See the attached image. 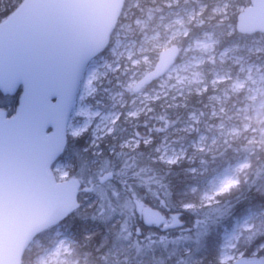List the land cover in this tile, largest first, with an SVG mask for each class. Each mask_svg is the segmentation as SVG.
<instances>
[{
    "label": "trees",
    "instance_id": "obj_1",
    "mask_svg": "<svg viewBox=\"0 0 264 264\" xmlns=\"http://www.w3.org/2000/svg\"><path fill=\"white\" fill-rule=\"evenodd\" d=\"M128 1L125 0L117 27L124 19L122 14L127 8ZM165 1L137 0V5L131 6L130 19L145 17L148 11L154 12L156 17L167 13L169 7L165 5ZM202 1L206 4L202 14L204 20L191 26L190 34L177 42L181 52L204 30L214 29L219 32L225 45L246 38L240 25L232 35H228V25L237 24V14L225 20L222 14L213 13L215 8L222 5L223 0ZM21 2L22 0H0V21L13 12ZM231 2V7L241 3L249 6L251 0L246 2L231 0ZM247 21L245 18L244 29L247 27ZM248 35L262 37L264 42L263 33L253 31ZM106 50L101 53L104 54ZM127 77L128 74L117 71L109 74L104 85L121 89ZM158 81H154L144 90L157 86ZM133 91L136 93L134 88ZM216 92L225 94L226 87L221 85L216 90L211 88L203 93L192 89L190 93L184 94L178 100L170 101L169 104H166L165 99L158 100L152 103V111L147 114L142 113L138 118H127L123 113L114 124L112 132L99 140L95 147L91 145L89 132L78 137L69 136L66 149L59 160L72 164L70 176L79 178L83 187L97 183L96 189L101 188L103 192L100 194L81 192L79 208L60 225L50 227L38 234L34 240L38 244H32L26 250L22 264H33L42 251L52 245L58 226H62L63 230L77 241L75 248L82 264H220L223 230L231 227L236 218L250 211L264 210V145L249 142L250 136L246 132L233 140L220 138L211 150L206 148L198 150L193 159L180 163L169 164L158 160L155 152L166 134L161 133V129L170 125L171 131L185 123H193L189 117L191 113L199 116L197 123L199 129L193 134L181 132L171 134L168 138L175 137L180 143H189L201 132L215 134L214 130L209 129V125L214 123L211 118L209 96ZM21 94L22 89L8 95L0 91V108L6 110L8 115L14 114L20 103ZM232 102L233 96H230L228 104L232 105ZM132 136L141 140L139 146L135 148L124 145ZM147 136H151L153 140L145 144L142 139ZM246 156L251 160L249 179H243L239 189L226 195L217 204L199 209V202L192 188L200 187L214 172ZM106 172H112L113 179L98 184L99 177ZM135 199H137L135 212L131 214L128 206ZM137 202H144L147 206L159 209L163 213L170 211L183 213L184 204L193 202L196 207L182 215L186 218V224L193 226L194 223L205 218L208 220L207 226L200 230V236L193 231L188 236L185 235L183 240L163 242L157 239L158 242L152 244L142 237L147 238V234L166 233L158 227H148L144 224L136 211ZM182 229L184 227L171 229L168 236L176 238ZM138 230L140 231L134 232ZM263 240L264 236L255 238L257 244Z\"/></svg>",
    "mask_w": 264,
    "mask_h": 264
},
{
    "label": "rangeland",
    "instance_id": "obj_2",
    "mask_svg": "<svg viewBox=\"0 0 264 264\" xmlns=\"http://www.w3.org/2000/svg\"><path fill=\"white\" fill-rule=\"evenodd\" d=\"M231 3V0H223L222 5L213 10L214 14H222L225 20L237 14L236 26L228 25V35H232L239 25L244 27L240 20L247 8L246 3L233 7ZM126 5L127 8L122 14L124 19L116 27L107 50L104 54L98 53L84 76L68 126L69 136L78 137L89 132L91 145L95 147L99 140L112 132L114 124L123 113L127 118H138L142 113L152 111V103L158 100L165 99L166 104H169L170 101L190 93L192 89L203 93L211 88L216 90L222 85L226 87L227 93L216 92L209 96L211 118L214 122L209 125V129L214 130L215 134L201 132L189 143H180L175 137L168 138L171 134L181 132L193 134L199 129V116L191 113L189 117L193 123H185L171 131L170 125L161 129V133L166 134L155 149L157 159L169 164L188 161L195 157L198 150H211L220 138L233 140L246 132L250 136L249 142L264 145L263 38L250 37L248 34L252 32L245 30L242 33L246 38H239L241 41L225 45L219 32L214 29L204 30L185 46L176 64L158 81L157 86L135 93L134 86L154 68L160 53L168 47L177 46V42L190 34L191 26L204 20L202 14L206 4L202 0H166L165 5L169 7L167 13L156 17L154 12L148 11L145 17L133 20L130 19L131 6H136L137 0H129ZM117 71L128 74L121 89L104 85L109 74ZM230 96H233L232 105L228 104ZM142 140L148 144L153 138L147 136ZM140 142L138 137L132 136L124 145L135 148ZM250 167L251 160L246 156L214 172L200 187L194 186L192 192L196 194L198 208L217 204L226 195L239 189L243 179H249ZM71 169L72 164L64 160H58L52 167L60 181L77 178L70 176ZM93 186L92 192H103L101 188L96 189L97 183ZM135 201L137 199L128 206L131 214L135 212ZM195 207L193 202L183 206L185 212ZM185 212H179V220L181 218L184 222L183 226H175V219L170 218V214L175 212L170 211L164 213L168 219L160 226L161 231L166 234H147V238H142L153 244L158 242L157 239L163 242L183 240L185 235L188 236L193 231L200 236L208 220L201 219L191 226L186 224V218L182 216ZM263 215L264 210L250 211L236 218L231 227L223 230L220 264H232L241 258L258 263L264 260V240L259 244L255 242L256 237L264 236ZM183 227L176 238L168 236L169 230ZM34 240L28 248L32 244H38ZM76 244L77 241L72 235L66 233L62 226H58L52 245L45 248L33 264H82L77 257Z\"/></svg>",
    "mask_w": 264,
    "mask_h": 264
},
{
    "label": "water",
    "instance_id": "obj_3",
    "mask_svg": "<svg viewBox=\"0 0 264 264\" xmlns=\"http://www.w3.org/2000/svg\"><path fill=\"white\" fill-rule=\"evenodd\" d=\"M124 1L22 0L0 22V91L22 89L13 115L0 108V264H22L34 238L76 210L81 191H93L77 178L57 180L52 165L66 148L84 76L108 45ZM245 18L249 31L264 33V0H251ZM179 55L177 46L163 50L135 90L166 75ZM113 177L104 173L99 183ZM136 211L148 227L165 221L144 202ZM179 215L176 227L184 225Z\"/></svg>",
    "mask_w": 264,
    "mask_h": 264
},
{
    "label": "flooded vegetation",
    "instance_id": "obj_4",
    "mask_svg": "<svg viewBox=\"0 0 264 264\" xmlns=\"http://www.w3.org/2000/svg\"><path fill=\"white\" fill-rule=\"evenodd\" d=\"M178 48H179V46H177ZM159 57H160V55H159ZM158 60H159V58H158ZM155 66H156V64H155ZM155 66H154V68L152 69V70H150L148 73H146L145 75H147V74H149L150 72H152L154 69H155ZM136 86V85H135ZM177 214H180V213H175V214H170V218H173V219H175V216L177 215ZM165 215V214H164ZM179 217H180V215H179ZM168 218H167V216L165 215V220H167ZM180 222H182V220H181V218H180V220H179ZM175 222H176V220H175ZM159 229H161L160 227H158ZM243 260V261H242ZM246 260V258H241L239 261H236V262H240V261H242L241 262V264H245L244 263V261ZM247 261V260H246ZM236 262H234V263H236ZM234 263H232V264H234Z\"/></svg>",
    "mask_w": 264,
    "mask_h": 264
},
{
    "label": "bare ground",
    "instance_id": "obj_5",
    "mask_svg": "<svg viewBox=\"0 0 264 264\" xmlns=\"http://www.w3.org/2000/svg\"><path fill=\"white\" fill-rule=\"evenodd\" d=\"M89 68V67H88Z\"/></svg>",
    "mask_w": 264,
    "mask_h": 264
}]
</instances>
